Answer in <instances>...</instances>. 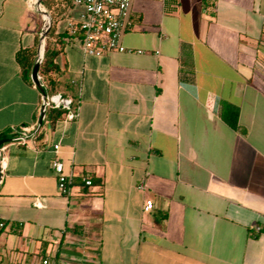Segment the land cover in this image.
I'll use <instances>...</instances> for the list:
<instances>
[{
    "label": "crops",
    "instance_id": "0c3cea01",
    "mask_svg": "<svg viewBox=\"0 0 264 264\" xmlns=\"http://www.w3.org/2000/svg\"><path fill=\"white\" fill-rule=\"evenodd\" d=\"M46 6L0 0V264H264V0H132L123 51L52 38L55 122L17 56L83 7Z\"/></svg>",
    "mask_w": 264,
    "mask_h": 264
},
{
    "label": "built area",
    "instance_id": "2783aa9c",
    "mask_svg": "<svg viewBox=\"0 0 264 264\" xmlns=\"http://www.w3.org/2000/svg\"><path fill=\"white\" fill-rule=\"evenodd\" d=\"M74 4L81 5L83 11L80 18L72 20L68 24L69 35L65 38L71 42L81 34V47L87 54H104L111 50H126L121 43L125 31L131 24L132 0H72ZM142 52V50H138ZM63 107L67 109V119L73 120L78 117V109L72 107V99L64 98L61 95H53L45 99V106ZM59 144L54 146L58 152ZM52 167L57 173L58 190L61 194L67 195L71 188V177L64 171V163L56 156L52 161ZM87 185L92 184L91 179L85 180ZM144 183L139 185L144 188ZM152 199H147L145 210L153 208ZM6 227V221L0 218V231ZM47 261L45 260V263Z\"/></svg>",
    "mask_w": 264,
    "mask_h": 264
},
{
    "label": "trees",
    "instance_id": "16d2710c",
    "mask_svg": "<svg viewBox=\"0 0 264 264\" xmlns=\"http://www.w3.org/2000/svg\"><path fill=\"white\" fill-rule=\"evenodd\" d=\"M56 26L55 22L53 21V24L50 28V30L47 33V39L46 43L43 49V58L41 61V64L39 66V74L42 76V80L44 83L43 92L46 95L52 96L55 93H58L60 91L61 86L63 83L56 78V74L60 72L59 66L55 61L56 55L60 52L59 45L52 44V38H55L56 41H62L64 38H66L69 35V31L67 29L65 35H57L55 33ZM18 59L20 63L26 68L32 69L35 64V60L37 58V48L32 49H22L18 53ZM68 89H73V87L70 84H66ZM77 95H74V98H72V107L77 108ZM67 113V109L63 107H49L47 108L46 116L51 120L52 122L57 121L62 116H64ZM233 115H226L224 111L222 112L223 117L232 124L233 127H237L238 125V110L234 108Z\"/></svg>",
    "mask_w": 264,
    "mask_h": 264
},
{
    "label": "water",
    "instance_id": "95a60500",
    "mask_svg": "<svg viewBox=\"0 0 264 264\" xmlns=\"http://www.w3.org/2000/svg\"><path fill=\"white\" fill-rule=\"evenodd\" d=\"M39 6H41V0H38V7ZM40 11H42L44 14H47L49 16V13L46 10H40ZM51 26H52V20L50 18L49 22L47 23L46 29L43 33L42 41L45 40V37H46L48 31L50 30ZM41 48H42V50L44 49V42H42V44L40 45L39 51H38V56H37L35 66H34L33 77H34L35 81L40 85L41 89H43L42 84H41L40 79H39V74H38L39 73V66H40L42 58H43V54L41 53Z\"/></svg>",
    "mask_w": 264,
    "mask_h": 264
},
{
    "label": "rangeland",
    "instance_id": "374dc122",
    "mask_svg": "<svg viewBox=\"0 0 264 264\" xmlns=\"http://www.w3.org/2000/svg\"><path fill=\"white\" fill-rule=\"evenodd\" d=\"M42 3H43L44 8H45L46 10H48V9H47V6H46L47 0H42Z\"/></svg>",
    "mask_w": 264,
    "mask_h": 264
},
{
    "label": "bare ground",
    "instance_id": "6f19581e",
    "mask_svg": "<svg viewBox=\"0 0 264 264\" xmlns=\"http://www.w3.org/2000/svg\"><path fill=\"white\" fill-rule=\"evenodd\" d=\"M47 17H48V15L47 14H45ZM41 53L43 54V50H42V48H41Z\"/></svg>",
    "mask_w": 264,
    "mask_h": 264
}]
</instances>
